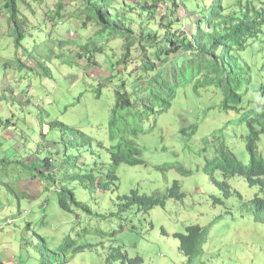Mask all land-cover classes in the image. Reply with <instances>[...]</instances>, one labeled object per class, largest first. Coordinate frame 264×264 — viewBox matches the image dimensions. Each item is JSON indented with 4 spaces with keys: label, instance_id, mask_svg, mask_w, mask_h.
<instances>
[{
    "label": "rangeland",
    "instance_id": "1",
    "mask_svg": "<svg viewBox=\"0 0 264 264\" xmlns=\"http://www.w3.org/2000/svg\"><path fill=\"white\" fill-rule=\"evenodd\" d=\"M18 1L24 16L30 18L23 24L21 45L0 0V264L46 261L32 248L44 242H34L33 230L24 226L28 220L49 230L45 229L52 235L46 237L48 244L57 236L58 253L63 258L66 251L68 264H121V253L139 256L141 264H264V212L257 213L255 203L256 197L264 198V192L250 186L245 176L236 175L226 179L232 191L226 196L215 182L225 177L212 167L222 159V145L240 162L250 160L249 129L242 117L264 104V31L245 51L252 83L242 86L240 101L227 99L214 86L196 89L194 82L181 81L168 110L143 111L136 139L143 162L118 167L119 186L113 193L94 190L90 174L106 176L109 171L108 123L116 107V92L127 91L137 100L144 75L132 73L130 64L120 62L123 41L113 39L110 30L94 35L91 25L79 31L76 20L74 26L62 20L46 22L45 8L56 9L61 0H44L42 5ZM178 3L177 21L200 18L190 16L182 0ZM78 4H66L64 12L70 13ZM186 26L192 31L196 27ZM79 34L94 35L99 46L105 44L104 51L94 52L96 64L84 66L89 61L87 56L80 58L84 41ZM68 41L73 44L65 45ZM226 99L233 106L230 109L225 108ZM55 121L79 132L64 133L60 126H52ZM85 139L91 141L94 152L83 148ZM256 151L264 160V132ZM52 156L56 160L46 173H57L49 191L44 159ZM75 171L86 173V187L80 177L72 180ZM65 175L67 180H63ZM176 180L184 193L181 199L170 197L165 205L149 211L118 204L132 190L165 196ZM64 183L75 188L77 198L90 206L91 213L60 208L54 188ZM189 224L208 228L207 241L192 261L180 251L175 236L185 233ZM67 236L77 244L64 248ZM77 245L87 248L77 250ZM54 256H50L52 261Z\"/></svg>",
    "mask_w": 264,
    "mask_h": 264
},
{
    "label": "trees",
    "instance_id": "2",
    "mask_svg": "<svg viewBox=\"0 0 264 264\" xmlns=\"http://www.w3.org/2000/svg\"><path fill=\"white\" fill-rule=\"evenodd\" d=\"M23 1L27 0H21ZM73 1L79 3L78 7L70 13H65L66 4H71ZM2 2L17 32V43L21 45L25 33L23 24L30 18L24 16L23 10L19 8L18 0H2ZM31 2H38L40 5L45 3L44 0H29V5ZM182 2L190 16L200 18L197 20L192 18L188 22L177 21L174 16H177L181 6L178 0H69L66 4L65 0H61L56 9L45 8L44 10L46 22L62 20L74 26L72 21L76 20L79 23L77 28L79 31L91 25L95 31L94 35L110 30L109 35L113 39L120 37L123 41L124 52L120 62L130 64L132 73L141 72L144 75L145 85L137 100H134L127 91L116 92V107L112 110L108 123L109 138L112 142L109 149V171L106 176H97L91 172V187L94 190H110L114 193L119 186L118 167L123 163L137 165L143 162L141 148L136 142L140 133L139 125L143 120V111L159 114L168 110L176 98L181 81L187 84L194 82L196 89L214 86L221 89L227 99L230 98L236 102L241 100L242 86L252 83V67L245 60L244 54L253 40L264 31V0H236L235 2L182 0ZM189 23L196 25L193 31L186 26ZM94 35H78L84 41L80 46L82 50H80V58L87 56L89 61L84 66L96 64L93 60L94 52H102L106 47L105 44H103L105 47L99 46L102 44ZM64 44L73 43L68 41ZM227 99L225 108L230 109L233 106L229 105ZM157 104L158 109L155 108ZM243 119L247 121L249 129L247 136L249 162L247 164L240 162L230 148L222 145V159L215 160L212 166L214 171L220 169L225 177L224 181L215 180V182L224 190L226 196L232 194L226 179L236 175L245 176L250 186H258L264 192V160L256 151L257 142L261 133L264 132V104L250 109L249 115L242 117ZM52 126H60L64 133L72 130L67 124L59 121L53 122ZM72 132L77 134L79 130H72ZM81 133L86 136L84 132ZM82 146L85 150L88 148L94 152L89 139H85ZM44 160L46 173L49 165L56 158L52 156ZM2 161L0 160V163ZM65 162L66 159L62 165ZM83 163L88 164L86 158ZM54 173L57 172L45 174L48 179L46 189L49 191L53 189L49 184L56 182ZM78 177L81 178L82 185L86 187V173L75 171L72 180L75 181ZM63 180H67V175ZM54 190L57 193L59 206L64 211L75 212L76 209H81L92 212L86 202L77 198L75 188L71 185L67 183L61 186L55 185ZM183 196L184 193L181 192L180 184L176 180L165 196L132 190L124 197V202L118 204L122 208L136 205L138 210L149 211L155 206L165 205L170 197L181 199ZM118 200L122 198L118 196ZM255 203L256 212L263 213L264 198L256 197ZM24 226L33 230L35 243L37 240H43L42 245L38 242L35 247L27 244L37 251L38 258L46 257L44 264L69 263L66 251H63V258L58 253L61 244H58L57 236H53L52 244L47 243L46 237L49 238L51 233H45L47 229L45 226H40L31 220L24 221ZM35 226H38V230L33 229ZM175 236L180 242V251L188 258V261H192L201 253L202 245L207 241L208 228L200 224H189L185 233L178 232ZM76 244L75 239L67 236L62 246L67 248ZM85 248H87L85 245L76 246L77 250ZM51 255H55L53 261L50 258ZM120 258L121 264H141L139 256L132 258L121 253Z\"/></svg>",
    "mask_w": 264,
    "mask_h": 264
}]
</instances>
